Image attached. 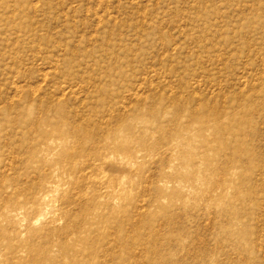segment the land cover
I'll list each match as a JSON object with an SVG mask.
<instances>
[{
  "label": "rangeland",
  "instance_id": "374dc122",
  "mask_svg": "<svg viewBox=\"0 0 264 264\" xmlns=\"http://www.w3.org/2000/svg\"><path fill=\"white\" fill-rule=\"evenodd\" d=\"M0 264H264V0H0Z\"/></svg>",
  "mask_w": 264,
  "mask_h": 264
}]
</instances>
